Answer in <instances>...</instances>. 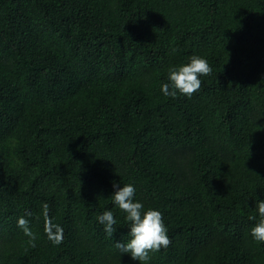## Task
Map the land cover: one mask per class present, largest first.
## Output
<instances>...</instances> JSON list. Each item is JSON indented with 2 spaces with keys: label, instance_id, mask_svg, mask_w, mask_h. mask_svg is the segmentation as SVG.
<instances>
[{
  "label": "trees",
  "instance_id": "trees-1",
  "mask_svg": "<svg viewBox=\"0 0 264 264\" xmlns=\"http://www.w3.org/2000/svg\"><path fill=\"white\" fill-rule=\"evenodd\" d=\"M194 54L200 88L163 95ZM113 181L163 215L150 264H264V0H0V264H139Z\"/></svg>",
  "mask_w": 264,
  "mask_h": 264
},
{
  "label": "clouds",
  "instance_id": "clouds-1",
  "mask_svg": "<svg viewBox=\"0 0 264 264\" xmlns=\"http://www.w3.org/2000/svg\"><path fill=\"white\" fill-rule=\"evenodd\" d=\"M211 72L207 60L199 55H192L186 63L173 65L168 68L167 82L162 83L160 91L165 96H175L177 93L191 96L200 88V76ZM114 189L111 197L114 207H118L124 214L128 224V239L114 243L121 253L130 254L131 258L139 264H150V252L166 248L170 243L168 229L164 223L162 213L155 208H146L145 205L135 199V186L131 183L121 184L113 181ZM46 217L45 233L53 244L61 243L63 228L47 217L48 205H42ZM255 211L259 220L250 229V235L254 241L264 242V199L254 201ZM255 219V217H253ZM97 221L103 226V231L112 239L116 231L114 225L116 218L111 209L104 210L97 216ZM17 226L23 234L32 242H35L37 234L32 231L30 222L23 216L17 218Z\"/></svg>",
  "mask_w": 264,
  "mask_h": 264
}]
</instances>
